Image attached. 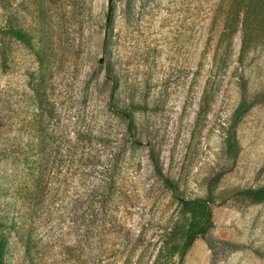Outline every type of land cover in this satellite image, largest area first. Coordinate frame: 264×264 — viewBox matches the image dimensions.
<instances>
[{
	"label": "rangeland",
	"instance_id": "rangeland-1",
	"mask_svg": "<svg viewBox=\"0 0 264 264\" xmlns=\"http://www.w3.org/2000/svg\"><path fill=\"white\" fill-rule=\"evenodd\" d=\"M235 5L0 0L3 264H180L151 148L180 196L211 200L181 264H264V202L235 196L264 187V43Z\"/></svg>",
	"mask_w": 264,
	"mask_h": 264
},
{
	"label": "trees",
	"instance_id": "trees-1",
	"mask_svg": "<svg viewBox=\"0 0 264 264\" xmlns=\"http://www.w3.org/2000/svg\"><path fill=\"white\" fill-rule=\"evenodd\" d=\"M233 13V25L241 24L243 32V42L252 40L263 41L264 43V0H236ZM11 36L16 40L29 44L28 36L21 30H11ZM264 100V95L262 96ZM122 114L127 122L129 133L133 135L135 129L134 117L130 112H116ZM134 143H137L134 141ZM149 159L156 176L162 181L164 186L169 189L174 198L179 202L183 211L182 224H179L175 233L172 234L171 241L164 246L161 255H166L167 259L178 256L181 264L184 255L192 243L199 237L204 236L212 227L211 200L203 198L187 199L178 194L177 186L165 176L159 155L151 148ZM235 196L255 203L264 202V187L243 189L235 193ZM4 226L0 224V229ZM5 244L0 239V264H3ZM162 264H166L162 263Z\"/></svg>",
	"mask_w": 264,
	"mask_h": 264
}]
</instances>
